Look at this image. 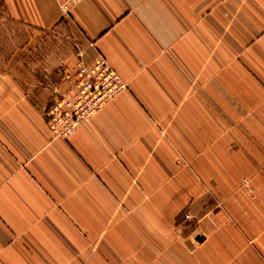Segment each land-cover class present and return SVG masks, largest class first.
Listing matches in <instances>:
<instances>
[{"label": "crops", "instance_id": "crops-1", "mask_svg": "<svg viewBox=\"0 0 264 264\" xmlns=\"http://www.w3.org/2000/svg\"><path fill=\"white\" fill-rule=\"evenodd\" d=\"M0 8L36 30L75 25L87 62L104 56L128 83L63 139L43 111L56 94L36 96L35 84L0 72L3 264H21L23 250L53 264V252L83 250L90 235L106 234L103 249L164 244L182 212L201 214L193 171L214 165L215 145L221 165L238 164L243 138L261 152L264 0H82L70 14L58 0H0ZM198 237L199 249L207 238ZM205 259L193 264L224 260Z\"/></svg>", "mask_w": 264, "mask_h": 264}, {"label": "rangeland", "instance_id": "rangeland-1", "mask_svg": "<svg viewBox=\"0 0 264 264\" xmlns=\"http://www.w3.org/2000/svg\"><path fill=\"white\" fill-rule=\"evenodd\" d=\"M88 52L86 39L75 25L36 30L12 22L0 8V72L5 71L4 77L9 80L35 84L32 92L36 96L43 88H50L57 96L64 74L76 69L80 61L90 63ZM63 84L62 90L66 86ZM54 99L46 102L45 115ZM261 109L264 111V107ZM243 141L249 147L242 146V153L238 154L236 145L234 158L238 164L221 165L218 144L211 154L214 165H199L198 171H193L199 185L197 210L201 209V214L193 213L194 209L182 212L178 222L172 223L165 234L164 244L158 242L147 250L137 251L103 249L107 245L106 234L98 238L90 235L83 250L62 249V258L53 252L51 261L53 264H193V258L223 257L222 264H264V139L259 147L261 152L253 151L252 138ZM198 236L207 238L206 246H198L199 249L195 246L200 241ZM200 247L208 249V253ZM22 253L21 264L39 263L33 251ZM0 264H3L1 260Z\"/></svg>", "mask_w": 264, "mask_h": 264}, {"label": "built area", "instance_id": "built-area-1", "mask_svg": "<svg viewBox=\"0 0 264 264\" xmlns=\"http://www.w3.org/2000/svg\"><path fill=\"white\" fill-rule=\"evenodd\" d=\"M82 0H58L63 11L70 14ZM65 88L47 109L49 129L54 138L67 139L79 126L89 122L106 104L127 89V82L104 56L86 63L63 76ZM190 215H188L189 217Z\"/></svg>", "mask_w": 264, "mask_h": 264}]
</instances>
